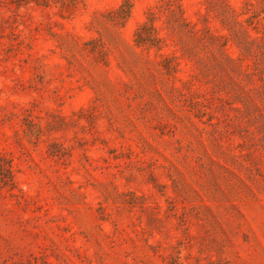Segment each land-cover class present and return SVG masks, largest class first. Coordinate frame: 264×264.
<instances>
[{
	"label": "rangeland",
	"instance_id": "374dc122",
	"mask_svg": "<svg viewBox=\"0 0 264 264\" xmlns=\"http://www.w3.org/2000/svg\"><path fill=\"white\" fill-rule=\"evenodd\" d=\"M122 3L0 0V264H264V0Z\"/></svg>",
	"mask_w": 264,
	"mask_h": 264
},
{
	"label": "trees",
	"instance_id": "16d2710c",
	"mask_svg": "<svg viewBox=\"0 0 264 264\" xmlns=\"http://www.w3.org/2000/svg\"><path fill=\"white\" fill-rule=\"evenodd\" d=\"M182 0H160V7L167 10L170 14L168 25L172 28L179 27L184 30L190 29L183 18ZM134 0H123V3L115 12L114 19L117 21H125L131 14ZM156 13L150 10L147 14L146 21L141 24L135 34L134 41L136 45L149 49H160L162 47V39L157 35V29L154 25ZM188 27V28H187ZM165 69L168 72L173 71L172 65H166ZM0 186H7L12 182V169L9 161L0 159Z\"/></svg>",
	"mask_w": 264,
	"mask_h": 264
}]
</instances>
